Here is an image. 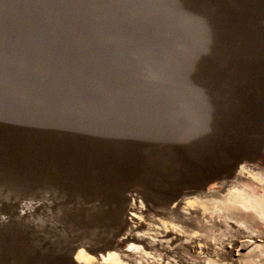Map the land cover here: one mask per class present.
Returning a JSON list of instances; mask_svg holds the SVG:
<instances>
[{
    "label": "rangeland",
    "instance_id": "374dc122",
    "mask_svg": "<svg viewBox=\"0 0 264 264\" xmlns=\"http://www.w3.org/2000/svg\"><path fill=\"white\" fill-rule=\"evenodd\" d=\"M246 165L264 199V0H0V264H264V219L200 212ZM186 196L122 257L136 201Z\"/></svg>",
    "mask_w": 264,
    "mask_h": 264
},
{
    "label": "bare ground",
    "instance_id": "6f19581e",
    "mask_svg": "<svg viewBox=\"0 0 264 264\" xmlns=\"http://www.w3.org/2000/svg\"><path fill=\"white\" fill-rule=\"evenodd\" d=\"M252 168H255V166L246 165L240 176H238L237 179L235 178L236 180L234 179L235 181L233 180V183L231 182L232 184L226 183V185L224 183L220 191L207 194V196H213L214 198L199 200L200 212H202L203 215H208V221L210 220L212 222L216 217H224L226 220L230 219L232 221V219H234L233 221L239 224H250L252 226L254 223L256 224L258 219H264V199L256 188L260 184L256 187L254 185V183L259 182V180ZM226 180H229V178L225 179V181ZM135 204L133 213H136L138 209L137 226L129 233L127 231L124 238H122V242L116 246H126L125 249L120 251L124 259L138 260L150 254H152L153 257L160 256L158 253L159 248L173 241V238L169 236L170 232L178 230L180 232L189 233V228L192 225L188 220L191 221V219L194 218L192 214L199 213V211L193 210V207H195L194 201L188 199L187 196L166 206L155 204L153 207L149 204H144L142 200L136 201ZM209 204L216 205V208L213 211L207 212L206 210ZM141 205H143V207H141ZM217 206H220V208ZM133 218L134 215L130 218V224ZM129 245H132L131 249ZM83 253L82 251L78 253L76 256L77 262H79V259L83 258L84 262L91 264L90 262L92 260L90 261V259L92 258H89L91 255L87 254V256H85L86 254ZM118 257L119 253L116 251L102 254L100 258H98L99 261L97 264H120L121 262H117L120 260Z\"/></svg>",
    "mask_w": 264,
    "mask_h": 264
},
{
    "label": "clouds",
    "instance_id": "9594fccd",
    "mask_svg": "<svg viewBox=\"0 0 264 264\" xmlns=\"http://www.w3.org/2000/svg\"><path fill=\"white\" fill-rule=\"evenodd\" d=\"M52 195L55 196L56 193L53 192ZM36 206L39 207V203H37ZM141 207H143V205H141ZM21 209H23V210H30L31 209V204H21ZM23 210L20 212V215H23L24 214V211ZM131 215H135V213H131ZM6 219H7V217L5 215L0 214V220H6ZM214 243H215V241H214ZM129 248L131 249L132 248V245H129ZM207 264H215V262L208 261Z\"/></svg>",
    "mask_w": 264,
    "mask_h": 264
}]
</instances>
